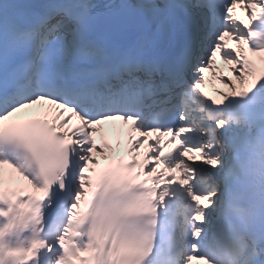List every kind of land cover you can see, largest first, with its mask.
Instances as JSON below:
<instances>
[{
	"label": "snow or ice",
	"instance_id": "snow-or-ice-1",
	"mask_svg": "<svg viewBox=\"0 0 264 264\" xmlns=\"http://www.w3.org/2000/svg\"><path fill=\"white\" fill-rule=\"evenodd\" d=\"M0 264H264V0H0Z\"/></svg>",
	"mask_w": 264,
	"mask_h": 264
},
{
	"label": "bare ground",
	"instance_id": "bare-ground-1",
	"mask_svg": "<svg viewBox=\"0 0 264 264\" xmlns=\"http://www.w3.org/2000/svg\"><path fill=\"white\" fill-rule=\"evenodd\" d=\"M217 87H219L220 85H216Z\"/></svg>",
	"mask_w": 264,
	"mask_h": 264
}]
</instances>
